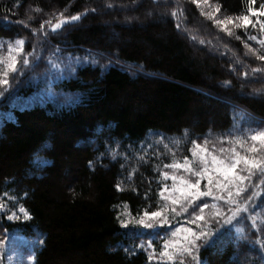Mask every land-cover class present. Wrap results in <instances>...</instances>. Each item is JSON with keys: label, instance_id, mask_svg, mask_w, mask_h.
I'll use <instances>...</instances> for the list:
<instances>
[{"label": "trees", "instance_id": "trees-1", "mask_svg": "<svg viewBox=\"0 0 264 264\" xmlns=\"http://www.w3.org/2000/svg\"><path fill=\"white\" fill-rule=\"evenodd\" d=\"M261 5L0 0V56L23 40L31 60L0 85V264H11L10 248L25 240V249L34 243L29 264H152L136 237L152 211L164 222L151 228L211 231L200 262L264 264V175L254 169L228 203L227 190L208 183L212 168L191 163L197 145L219 159H264V143L251 139L264 133V32L236 27ZM212 9L232 22L213 23ZM73 15L81 18L50 33L62 49L43 57L58 64L50 76L38 65L41 35ZM244 168L236 172L249 175ZM182 180H199L213 196L170 203L166 188ZM197 215L204 219L191 223Z\"/></svg>", "mask_w": 264, "mask_h": 264}, {"label": "snow or ice", "instance_id": "snow-or-ice-1", "mask_svg": "<svg viewBox=\"0 0 264 264\" xmlns=\"http://www.w3.org/2000/svg\"><path fill=\"white\" fill-rule=\"evenodd\" d=\"M254 2V0H253ZM261 11H257L256 9L249 7L248 8V15H244L242 17H238L237 19L242 21V23L236 24V27H244L247 28L249 24H252L253 27L256 26L255 23H253L250 19L251 16H264V5H261ZM81 17L79 15H73L69 18H64L62 19L59 23L55 24L52 26V31H56L57 29H60L63 25L68 24V23H73L76 22L80 19ZM231 18H226L224 21H216L217 24L223 25L225 23H231ZM257 23H259L260 30L264 32V21L257 20ZM225 31H229L228 29H225ZM233 33L229 31V35H232ZM239 39V37H236ZM249 39L251 40H256V36H250ZM16 44L18 46H22L24 44L23 40H17ZM259 44L261 46H264V39L259 40ZM9 51H11V47L9 48ZM258 59L264 61V54L260 55ZM16 59L14 57H10V63H9V68L11 72H16ZM23 64L25 66L29 65V60L25 58L23 60ZM69 71H71V66L68 65L66 66ZM7 73H0V85H7L8 80L6 78H2L3 76H6ZM253 141H264V133H261L260 135H253L251 137ZM199 147V145H197ZM201 164L204 166V170L207 171V166H208V161L204 158L201 157ZM243 164L245 166L244 170H247L249 175L246 176H241L239 173L236 172L237 166ZM212 165L214 166V170L221 173L223 176V181H216V186L218 189L222 190H227V196H228V203H235V199L233 198L234 196L238 197L246 191V187L244 186V182L251 181V175L253 173V170L255 169L259 174L264 175V159L261 160H256L252 159L249 160L246 157H242L239 155H233L229 157L228 159H217L215 156L212 157ZM172 167H179V165H172ZM183 167L186 170L188 169L187 165V158H185V164ZM165 177H167V173H164ZM196 175H202L201 172H197ZM172 179L175 181L176 177L173 176ZM181 183L184 185L186 189H188L186 193V198L188 199V202L191 203V200L197 199L199 197H209L213 196V190L212 188H209L206 191H199V184L200 181L197 180L195 184H188L185 181H181ZM208 183L212 184L213 180L211 177L208 179ZM233 188L236 189L235 193L233 192ZM163 195V192L161 193ZM255 195V194H253ZM167 199V197L165 198ZM215 199H222L220 196H215ZM249 200L252 199L251 196L248 197ZM173 204H176L177 201L175 199L172 200ZM208 205L204 204L203 208H207ZM203 208H201V212H203ZM23 212L24 210L21 209ZM175 211V209H173ZM182 211H187V208L182 207ZM240 211L239 209L234 212L232 217H228L225 220V223H231L232 220L235 218L237 212ZM243 211H247V209H244ZM27 216V213H25ZM145 219H141L139 221L140 224L144 225L145 227L151 228L153 225L159 220V222L162 224L164 222V218L161 215L160 211H152L150 213L146 212L144 214ZM10 219L12 217H9ZM204 217L203 215H197L195 220L191 221V223H196L197 221L203 220ZM147 221V222H146ZM177 231H180V229H177ZM184 236L182 239V242L180 243H175L173 242L172 244H169L167 241H165L164 247L166 251L161 252V256H168L169 259H172V255H179V256H188L190 257L193 261H197V256H196V251L199 250L201 247V244L198 243L199 241H203L204 243H207L208 237L212 235L211 231H206L204 229H199V230H193L192 228H184L183 229ZM173 236L176 235V233L172 234ZM167 249H171V253L167 251Z\"/></svg>", "mask_w": 264, "mask_h": 264}, {"label": "rangeland", "instance_id": "rangeland-1", "mask_svg": "<svg viewBox=\"0 0 264 264\" xmlns=\"http://www.w3.org/2000/svg\"><path fill=\"white\" fill-rule=\"evenodd\" d=\"M204 3H205V1H203L202 3L199 2V5L204 7ZM206 8H208V10L211 12V9H209V7H206ZM212 11H213L212 14L208 13L207 16H208V18H210V20H212L213 23H216V21H218L219 19L217 18L216 11L213 9H212ZM64 18H67V17L59 18L56 22L49 23V24L45 25L44 33L41 35L43 44L42 45H41V43L39 44V45H41V48H42V55L39 57V59L41 58L42 61H40V63L38 65H43L44 67H46V69H49V71L51 72L49 74L50 76L52 74H54L55 72L59 73V71H57L58 64H56V62L52 61L50 58L46 59L43 57H46L47 55H51V54L55 53V51L58 49H59V51H56V52L58 54H61L62 49L56 48V46H54V44L49 40V37H50V33L61 30L63 27H65L67 25V24H65L60 29H57L56 31H52V26L59 23ZM250 19L253 23H255L257 25V24H259V23H257V20L264 21V16H259V17L258 16H251ZM239 22H242V21L239 20ZM11 50H12V52L9 53L8 55L0 56V73L6 72L7 75L2 77V78H6V79H7L8 75H10L11 73H14V72H11V70L9 68L10 57H14L17 61L16 73L21 71L20 63H21V65H24L23 60L25 58H27L29 60V64L31 63L30 55L27 54L23 50V48H21V46L12 47ZM53 63H55L56 66L53 65ZM54 66H55V68H54ZM24 67H26V66H24ZM27 72L31 74V71H27ZM25 74H26V72L22 73L21 76L19 77V79L23 78L25 76ZM16 76L17 75L14 76V79H16ZM4 86H6V85H4ZM257 142L264 143V141H259V140H257ZM261 143H259V144H261ZM258 147L259 146L256 145L254 148L256 149ZM193 154H194V156L192 158L191 163H201V157H204L208 161L207 168L210 167L213 170V171H211L210 174H211V177L214 180V182H216V180L217 181L218 180L223 181L222 174L214 170V166L212 165V157L215 155L213 154V152H211L208 149L207 146L199 145V147H196V150L194 151ZM215 157L217 159H219L217 156H215ZM183 181H185V180H183ZM185 182L188 184H195V182H193V181H185ZM198 187H199V191H201L200 184ZM187 191H188V189H186L180 181L179 185H177L173 188H166V192L164 193L165 194L164 197L165 198L167 197V201H169L170 203H172V200L175 199L177 201L176 204H184L185 203L184 199H186ZM14 216H15V214L13 213L11 217L14 218ZM128 222H132V220L128 219ZM134 223H136V222H134ZM139 227H141V230H139L140 233L136 237L139 238L140 244L148 251V253L150 255V259L152 261V264H207L204 262H200L199 259L197 261H193L188 256L172 255V259H169L168 256H161V252L166 251V249L164 247L165 241H167L169 244H172L173 242L180 243V242H182L183 236L185 235L183 232L184 228H192L193 230H199V229H195L190 225H181V224H176L175 226H171V228H166L165 230L162 227L161 228H158V227L148 228L142 224H140ZM177 229H180V231H177ZM173 233H176V235L173 236L172 235ZM154 241H156V242H154ZM25 243H27L26 240L24 242H21V245H18V247H16V248H12L10 246L11 247L10 248V254L12 256V260L10 262L11 264H29L30 261H32L31 251L34 248V243H32V244L28 243V245H26L27 249L22 247L23 244H25ZM198 243L201 244V247L199 248V250L201 248L205 247V243L203 241H199ZM167 251H169L171 253L172 250L167 249ZM198 251H196V253H195L196 256H197ZM197 258H198V256H197Z\"/></svg>", "mask_w": 264, "mask_h": 264}]
</instances>
